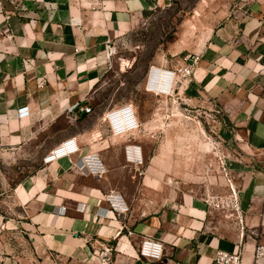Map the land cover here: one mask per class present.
<instances>
[{
    "label": "crops",
    "instance_id": "crops-1",
    "mask_svg": "<svg viewBox=\"0 0 264 264\" xmlns=\"http://www.w3.org/2000/svg\"><path fill=\"white\" fill-rule=\"evenodd\" d=\"M173 1L3 0L1 156L17 159L64 118L67 124L51 136L48 151L71 136L78 138L81 150L13 185L0 170L2 190L9 188L8 197L0 193V206L19 214L8 220L0 214V264H214L218 249H241L244 264H253L256 244H264V0H240L224 15L204 42L187 84L186 100L216 107L221 123L232 129L234 158L249 162L247 200L229 180L240 210L217 207L202 197L207 185L163 181L162 176L174 175L161 167L168 158L160 157L161 146L145 176L134 178L123 152L127 138L104 137L92 103L108 68L107 42L129 35ZM154 59L152 64L164 66L184 63ZM78 101L92 106L94 114L80 112L75 119L69 110ZM23 106L29 114L19 118ZM94 150L108 166L102 179L75 165ZM111 156L117 158L115 165ZM112 189L125 196L129 213L119 217L106 209L104 195ZM229 196L235 203L234 194ZM145 236L163 241L162 261L139 257Z\"/></svg>",
    "mask_w": 264,
    "mask_h": 264
},
{
    "label": "rangeland",
    "instance_id": "rangeland-1",
    "mask_svg": "<svg viewBox=\"0 0 264 264\" xmlns=\"http://www.w3.org/2000/svg\"><path fill=\"white\" fill-rule=\"evenodd\" d=\"M239 2L174 0L171 5L157 9L129 35L115 40L118 53L108 63L92 99L98 115L119 103L134 102L143 121L134 137L145 149V170L150 158L161 146L160 157H168L161 161V167L166 173L174 175V178L162 176L163 181L171 180L173 183L176 179L183 186L207 185L201 193L202 197L212 201L213 205L223 201V206L228 209L233 205L229 198L233 185L229 180L235 181V185L241 189L240 196L244 195L247 200L245 192L249 175L246 174L250 172L245 166L248 161L240 162L234 158L229 124L224 126L221 123L222 117L216 107L186 100L189 80L183 81L169 96L148 94L143 90L142 83L147 68L158 56L169 58L164 59L169 62H178L188 56L201 59L202 47L208 35L218 27L224 15L238 7ZM66 124L64 118L51 130L41 134L17 159L5 161L0 154V170L7 172L11 185L44 166L51 136ZM110 158L115 165L117 158ZM121 187V184L117 185L120 190ZM8 191L9 188L2 190L0 183L3 197H8ZM0 214L4 215V220L19 215L8 206H0ZM225 214L228 216V211ZM7 230L16 232L14 228Z\"/></svg>",
    "mask_w": 264,
    "mask_h": 264
},
{
    "label": "built area",
    "instance_id": "built-area-1",
    "mask_svg": "<svg viewBox=\"0 0 264 264\" xmlns=\"http://www.w3.org/2000/svg\"><path fill=\"white\" fill-rule=\"evenodd\" d=\"M3 0H0V16L3 14ZM118 53V45L115 41H108L106 44V55L108 63ZM183 64L157 65L150 64L147 68L143 90L153 95H172L176 89L188 81L194 75L195 68L199 63V58L194 56L184 57ZM85 101V100H84ZM84 101H78L70 108L74 118H78V113L94 114L92 106L84 104ZM29 114L28 106L18 109V117L22 118ZM102 124L104 126V137H125L128 140L123 144V152L127 166L133 172L134 178L145 176L146 154L143 145L134 138L135 133L142 126L138 108L134 102H122L105 110L102 115ZM132 137V138H131ZM81 150L80 143L76 136H71L61 140L55 147L50 149L44 157V164L54 163L62 158L79 153ZM81 171L97 178L102 179L108 172V166L104 157L98 150L83 155L76 163ZM235 203L233 207L240 210V205L236 191L233 190ZM104 201L107 210L121 217L131 211V207L125 196L116 189L105 193ZM217 207L223 206V201L216 204ZM65 208V207H64ZM66 210V208L64 209ZM241 221V220H240ZM165 246L162 240L151 236H145L140 241L138 255L147 261H162L164 257ZM108 250L105 252L108 254ZM214 264H244L241 249L237 251H228L218 249L215 253ZM253 264H264V244H256L254 249Z\"/></svg>",
    "mask_w": 264,
    "mask_h": 264
},
{
    "label": "bare ground",
    "instance_id": "bare-ground-1",
    "mask_svg": "<svg viewBox=\"0 0 264 264\" xmlns=\"http://www.w3.org/2000/svg\"><path fill=\"white\" fill-rule=\"evenodd\" d=\"M169 183H172V181H171V180H169Z\"/></svg>",
    "mask_w": 264,
    "mask_h": 264
},
{
    "label": "trees",
    "instance_id": "trees-1",
    "mask_svg": "<svg viewBox=\"0 0 264 264\" xmlns=\"http://www.w3.org/2000/svg\"><path fill=\"white\" fill-rule=\"evenodd\" d=\"M83 117H84V115H83Z\"/></svg>",
    "mask_w": 264,
    "mask_h": 264
}]
</instances>
